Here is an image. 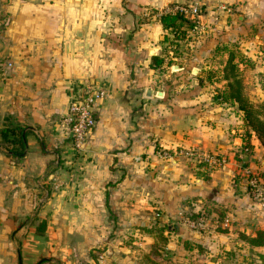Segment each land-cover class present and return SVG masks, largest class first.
Here are the masks:
<instances>
[{"label": "crops", "instance_id": "crops-1", "mask_svg": "<svg viewBox=\"0 0 264 264\" xmlns=\"http://www.w3.org/2000/svg\"><path fill=\"white\" fill-rule=\"evenodd\" d=\"M193 2L0 0V128L30 129L24 157L0 147V264L92 263L112 231L114 264L156 248L164 264H264V245L240 238L264 231L248 192L264 147L214 98L227 57L216 49L237 42L254 62L245 93L264 104V0H196L197 29L163 26ZM86 82L108 94L78 155L60 122ZM190 149L226 163L206 168Z\"/></svg>", "mask_w": 264, "mask_h": 264}, {"label": "trees", "instance_id": "trees-1", "mask_svg": "<svg viewBox=\"0 0 264 264\" xmlns=\"http://www.w3.org/2000/svg\"><path fill=\"white\" fill-rule=\"evenodd\" d=\"M160 20L165 28H180L184 27V25L192 28L194 26L188 17L180 13L163 14ZM179 33L181 35L179 34L178 37L184 39L185 31L181 30ZM224 50L223 52L227 53V57L219 75L220 77H218V79L225 81L224 88L217 91L214 98L236 104L237 109L242 114L245 125L254 132L264 147V104H254L245 93L242 71L240 69L241 64L245 67L251 66L252 60L247 54H243L239 49L231 48L230 45L225 46ZM252 64H254L253 61ZM29 132L30 129L27 126H22L8 118V124L0 128V147L5 149L6 153L12 158L20 159L24 157L27 152L26 137ZM258 175L261 180L264 179L263 174L258 173ZM164 228V226L158 227L157 225H151L148 228L153 233L156 242L161 244L166 242V236L163 232ZM240 238L254 246L264 245V231L262 230H258L255 236L240 234ZM156 250L139 252L137 255L139 262L144 264H164L152 258L153 255H158V250Z\"/></svg>", "mask_w": 264, "mask_h": 264}, {"label": "built area", "instance_id": "built-area-1", "mask_svg": "<svg viewBox=\"0 0 264 264\" xmlns=\"http://www.w3.org/2000/svg\"><path fill=\"white\" fill-rule=\"evenodd\" d=\"M194 0L189 5H177L170 11L183 14L188 17L194 24L193 29L198 28L196 21L200 11V6ZM219 2V0H216ZM219 6L223 9L227 7L219 2ZM107 88L103 85H94L86 82L81 95L68 104L67 110L60 122V129L67 136L71 148L80 154L85 149L89 140V136L96 125V110L102 100L107 96ZM182 154L194 158L197 162L203 163L209 167H221L225 165L226 159L219 153H203L195 150H183ZM249 195L254 198L264 208V186L258 174L252 173L248 176ZM228 222V219H225ZM100 259H104L106 254L101 252L98 254Z\"/></svg>", "mask_w": 264, "mask_h": 264}, {"label": "rangeland", "instance_id": "rangeland-1", "mask_svg": "<svg viewBox=\"0 0 264 264\" xmlns=\"http://www.w3.org/2000/svg\"><path fill=\"white\" fill-rule=\"evenodd\" d=\"M233 44H235V45L233 46ZM227 45H230L231 48H234V49H237V50L239 49L240 52H242L243 54H246L242 49H240L239 44L237 42H230L229 44L227 43V44H222V45L218 46L217 49H216V53L219 52V51H222V52L225 51L224 50V47L227 46ZM236 47H238V48H236ZM223 53H225L227 55L226 52H223ZM215 60L217 61L218 59H215ZM252 61H251V64H250L251 66H246L245 67L242 64L240 66V69L242 71L243 81H244V78H246V76L244 75V73H245L244 71L246 69H248V68H253L254 67L253 66L254 64H252ZM175 70H177V69H175ZM192 74L194 75L195 74V71L192 72ZM205 167L208 168L207 165H205ZM205 212H207V210H205ZM197 220L198 219H196V221ZM114 237H116L114 231H112L111 233H109L106 236V238H107L106 241L109 242V245L108 244H105V245L101 244L100 247L95 248V249H92L90 251V256L93 259V262L92 263H85V264H114V247L110 245L111 243L114 244ZM101 252L105 253L106 254V257L103 260L100 259V262H99V256H98V254H101ZM157 252H158V256H161L162 258H165V259H168L171 256V254H169V253L167 254L164 249H163V252H159V251H157Z\"/></svg>", "mask_w": 264, "mask_h": 264}, {"label": "water", "instance_id": "water-1", "mask_svg": "<svg viewBox=\"0 0 264 264\" xmlns=\"http://www.w3.org/2000/svg\"><path fill=\"white\" fill-rule=\"evenodd\" d=\"M79 36H81V34Z\"/></svg>", "mask_w": 264, "mask_h": 264}]
</instances>
